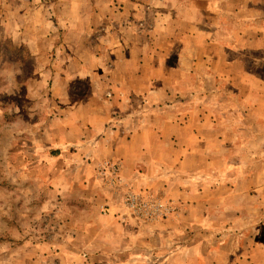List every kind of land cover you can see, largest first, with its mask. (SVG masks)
I'll list each match as a JSON object with an SVG mask.
<instances>
[{
    "label": "rangeland",
    "instance_id": "374dc122",
    "mask_svg": "<svg viewBox=\"0 0 264 264\" xmlns=\"http://www.w3.org/2000/svg\"><path fill=\"white\" fill-rule=\"evenodd\" d=\"M124 252L264 264V0H0V264Z\"/></svg>",
    "mask_w": 264,
    "mask_h": 264
},
{
    "label": "crops",
    "instance_id": "0c3cea01",
    "mask_svg": "<svg viewBox=\"0 0 264 264\" xmlns=\"http://www.w3.org/2000/svg\"><path fill=\"white\" fill-rule=\"evenodd\" d=\"M139 95V94H138ZM143 95V94H142ZM162 110H163V108H161ZM141 110H142V114L145 116V114L148 112V107H142L141 108ZM175 110H177V109H175ZM199 110V109H198ZM201 110V109H200ZM199 110V111H200ZM198 111V112H199ZM201 112V111H200ZM151 113H159V112H151ZM204 113H205V111H204ZM134 120H132V122H133ZM176 121V125H178L180 128H183L184 126H187V122L186 121H184L183 122V125H182V123L179 121V120H177V119H174V122ZM131 122V123H132ZM130 123V124H131ZM155 124H157V121H154V123L153 124H150V121H149V119L148 118H145V120L142 122V124H141V126H140V128L139 127H136L137 129H143L144 127H148V128H151V129H153V132L155 131V130H157V127H156V125ZM138 131V130H137ZM140 132V131H139ZM134 133H136V132H134ZM131 140V139H130ZM139 145L140 146H142V143L141 142H139ZM133 159V158H132ZM128 160V161H127ZM131 161V159L129 160L128 158H124V161H123V163L124 164H126V163H128V162H130ZM128 165V164H127ZM126 168H127V166H125L124 167V171L126 170ZM123 170H121V175H123L124 176V171L122 172ZM191 172H193V171H191ZM143 174V173H142ZM140 175V177H148V175ZM193 175H196V177H199V175L200 174H198L197 172H194V174ZM126 178V177H125ZM180 251V250H179ZM182 252V251H181ZM110 252H107V253H104V252H102V254H104V256H106V257H104L103 256V258H107V257H110L111 255H107V254H109ZM185 254H187V253H181V256L182 255H185ZM192 254V255H191ZM195 253L194 252H192L191 253V251H188V260L189 259H191V256H193ZM136 254H133V252H128V253H126V252H124V260H122V258L120 257V256H118V258L117 259H115L114 261H113V263L115 262V263H117L118 261H121L120 262V264H145L144 263V260L145 261H147L148 260V253H146V256L145 257H143V252H141V255L139 256L138 254L135 256ZM90 256V255H89ZM88 256V257H89ZM100 256V255H99ZM99 256H96V257H99ZM116 256V255H115ZM91 257V256H90ZM92 257H94V260H97V258L95 257V256H92ZM155 264V263H154Z\"/></svg>",
    "mask_w": 264,
    "mask_h": 264
}]
</instances>
